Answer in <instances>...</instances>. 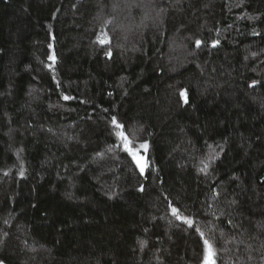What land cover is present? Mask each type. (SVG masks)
<instances>
[{
    "label": "trees",
    "instance_id": "1",
    "mask_svg": "<svg viewBox=\"0 0 264 264\" xmlns=\"http://www.w3.org/2000/svg\"><path fill=\"white\" fill-rule=\"evenodd\" d=\"M204 239L264 264V0H0V261L203 264Z\"/></svg>",
    "mask_w": 264,
    "mask_h": 264
},
{
    "label": "snow or ice",
    "instance_id": "2",
    "mask_svg": "<svg viewBox=\"0 0 264 264\" xmlns=\"http://www.w3.org/2000/svg\"><path fill=\"white\" fill-rule=\"evenodd\" d=\"M161 11H163V10H161ZM111 22H112L111 20H105L104 21L105 24H110ZM98 43H100L101 45H105V44H109L110 40L107 38L100 39L98 37ZM201 43H202L201 41L197 40L196 41V47H200ZM213 46H215V43L213 44ZM105 54L110 56L111 52L108 51ZM50 58L53 60L55 59L54 56L50 57ZM181 95H183L185 97V103H188L186 92H182ZM64 98L70 99V97H67V96H65ZM111 123L113 125V134L121 141V144L116 145V147H124V150L132 155L133 160L139 166L140 171L143 172L147 165L144 162H142L143 157H141L138 153L133 152L132 147L127 146V145L132 144V141L129 138L130 134L127 133V131L125 129V125L123 123H120L119 121H117L116 117H112ZM140 147H142L143 149L146 150L148 148V145H147V143H144V144L140 145ZM109 150H111V149H109ZM99 155H103V153H99ZM202 163H204V162L202 161ZM205 168H207V164H205ZM201 170L203 171L204 169H201ZM21 175H23V172H21ZM172 214L177 219H181L189 227H193L195 224V221L193 219L188 218L186 216H182L180 214V210L176 207L172 208ZM195 230L197 232H199L201 237H203L205 235L204 232H202L199 228H196ZM203 245H204L203 264H216V261H215L216 250L214 248V245L208 239L203 240ZM0 264H3V262L0 261Z\"/></svg>",
    "mask_w": 264,
    "mask_h": 264
}]
</instances>
